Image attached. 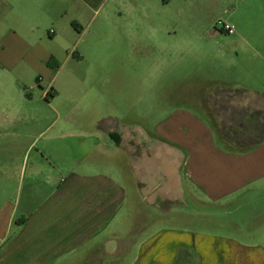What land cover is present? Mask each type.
Segmentation results:
<instances>
[{"label":"crops","instance_id":"crops-1","mask_svg":"<svg viewBox=\"0 0 264 264\" xmlns=\"http://www.w3.org/2000/svg\"><path fill=\"white\" fill-rule=\"evenodd\" d=\"M109 1L0 0V264H264L263 244L175 225L188 194L237 209L232 231H264V0L217 36L212 75L186 83L182 101L155 97L154 115L136 108L135 124L112 114L109 92L88 96L84 82L66 103L45 83L56 57L79 51L84 22L107 6L106 22L121 16Z\"/></svg>","mask_w":264,"mask_h":264},{"label":"rangeland","instance_id":"rangeland-1","mask_svg":"<svg viewBox=\"0 0 264 264\" xmlns=\"http://www.w3.org/2000/svg\"><path fill=\"white\" fill-rule=\"evenodd\" d=\"M117 1L120 3L118 9L121 16L113 13L109 22H106L104 17L107 18V6L92 24L84 22L82 28H79L82 34L77 44L79 51L70 48L69 52L56 57L45 83L53 79V92H58L59 98L66 99V103L70 102L73 95L86 92L84 82L88 83V96L109 92L112 114L121 118V110H124V114L128 115L125 121L128 124H135L132 119L136 108L144 115H154L156 106L152 100L155 97L163 96L167 99L174 92L176 100L182 101L186 83L199 82L202 77L212 75L215 72L212 68L215 59L208 54H215V50L221 48L220 37L217 36L229 37L220 31L216 23L221 19L229 22L239 15L244 16L246 13L243 12L248 10V0H170L169 5L160 3L158 7L155 6L156 0L154 4L153 0ZM151 18L157 23L152 28L144 25ZM137 19L144 21L140 31ZM132 35L144 39L143 53L140 49L131 48L129 38ZM93 45L97 53L91 52ZM105 47L110 50L103 54ZM66 53H71L69 59ZM171 65L174 66L173 70ZM101 81L107 83L104 89L89 84ZM140 81L144 83V88L137 95L134 86ZM121 82L128 84L124 94L122 90V95ZM194 92L192 90V94ZM121 97H126L127 103L121 102ZM139 100L140 104L135 105ZM163 108L166 110L167 106L158 107L161 110ZM66 109H69L68 105ZM154 122L145 117L140 123L144 127H151ZM180 199L176 209V214L180 215V219L175 221L177 227L219 237L233 235L245 243L264 245L263 230L249 235V238L243 236L242 232L232 231L230 222L235 219L232 214L238 212L237 209L234 211L231 206L216 208L210 204L206 207V204L188 194ZM244 205L242 210L250 208ZM124 226H131L130 218L125 220Z\"/></svg>","mask_w":264,"mask_h":264},{"label":"built area","instance_id":"built-area-1","mask_svg":"<svg viewBox=\"0 0 264 264\" xmlns=\"http://www.w3.org/2000/svg\"><path fill=\"white\" fill-rule=\"evenodd\" d=\"M216 26L220 29L221 32L227 34V35H232L236 31L235 25H233L231 22H228L226 20H219L216 23Z\"/></svg>","mask_w":264,"mask_h":264}]
</instances>
